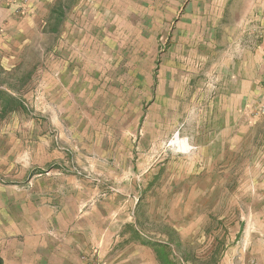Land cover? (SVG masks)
Masks as SVG:
<instances>
[{"label": "rangeland", "instance_id": "1", "mask_svg": "<svg viewBox=\"0 0 264 264\" xmlns=\"http://www.w3.org/2000/svg\"><path fill=\"white\" fill-rule=\"evenodd\" d=\"M0 264H264V0H0Z\"/></svg>", "mask_w": 264, "mask_h": 264}, {"label": "built area", "instance_id": "2", "mask_svg": "<svg viewBox=\"0 0 264 264\" xmlns=\"http://www.w3.org/2000/svg\"><path fill=\"white\" fill-rule=\"evenodd\" d=\"M28 0H23V2L25 3V2H27Z\"/></svg>", "mask_w": 264, "mask_h": 264}]
</instances>
